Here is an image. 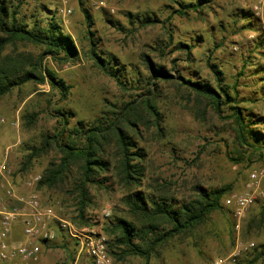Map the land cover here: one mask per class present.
<instances>
[{
  "label": "rangeland",
  "instance_id": "obj_1",
  "mask_svg": "<svg viewBox=\"0 0 264 264\" xmlns=\"http://www.w3.org/2000/svg\"><path fill=\"white\" fill-rule=\"evenodd\" d=\"M189 3L198 1L26 0L20 8L25 23L45 27L53 19L73 41L77 57L41 59L43 50L26 42L4 50L29 56L32 62L41 60L42 68L64 81L69 91L62 96L48 80L29 82L0 100V163L5 161L10 171L3 184H10L17 195L35 194L42 205L73 222L78 213L71 189L48 190L36 184L49 163H59L62 157L55 143L73 141L80 146L85 129L107 126L126 103L148 98L158 112L160 131L146 115L137 131L128 133L134 151L143 155L141 161L135 160L143 176L132 192L157 195L164 189L179 201L193 199L197 191L223 195L220 209L204 224L159 246L147 262L129 256L116 264H215L229 256L235 244L248 242L255 248L238 264H264V195L238 224L225 207L228 196L243 191L252 171L264 173V151L240 147L232 122L226 119L230 107H239L264 139V13L254 12L264 0H210L179 15L184 10L180 5ZM180 43L187 48L179 49ZM96 56L120 82L97 66ZM147 62L153 68L161 66L173 80L153 81ZM178 77L216 89L219 85L234 102L217 114L182 88ZM47 142L46 151L40 152ZM71 170L76 173L75 167ZM260 189L264 194V178ZM128 193L112 171L101 174L88 189L90 203L84 210L88 226L82 228L105 234L104 229L120 219L130 221ZM14 227L21 233L19 222ZM54 231L53 242L40 244L39 261L26 264H73V243ZM106 236L111 244L114 237Z\"/></svg>",
  "mask_w": 264,
  "mask_h": 264
},
{
  "label": "trees",
  "instance_id": "obj_2",
  "mask_svg": "<svg viewBox=\"0 0 264 264\" xmlns=\"http://www.w3.org/2000/svg\"><path fill=\"white\" fill-rule=\"evenodd\" d=\"M26 0H0V100L29 82L43 83L48 80L52 86L66 96L69 88L64 81L57 79L47 68H42L40 61L32 62L29 56L23 54H4L7 46H15L17 42H26L39 46L43 51L41 59L46 56L60 57L64 61H73L77 57L76 47L71 38L66 35L53 19L45 27L33 25L30 27L21 16L20 8ZM198 3L180 5L184 10L179 15H186L192 9L197 10L199 5L210 0H197ZM149 22V21H147ZM92 42V41H91ZM179 49H186V45L179 44ZM95 55V53H94ZM98 58L97 65L107 75L120 82V79L110 71L103 60ZM148 63V62H147ZM147 68L153 81L170 82L173 77L166 73L161 66L153 68L148 63ZM182 88L192 92L205 101L208 108L217 114L221 113L223 105L232 104L234 99L222 87L217 89L191 79L178 77ZM217 83L219 79L216 78ZM231 114L226 117L232 122L235 140L242 148L259 149L264 151V139L258 137L259 133L252 130V119L245 116L236 106L230 107ZM204 113H206L204 111ZM57 114L66 121L65 116L58 111ZM146 115L155 120L157 132L160 131V120L155 105L150 99L139 102L126 103L117 118L107 126L101 124L87 128L84 131V142L77 146L73 141L69 143H55L62 157L59 163H49L40 180L36 183L39 188L65 191L71 189L69 194L75 195L77 201V216L73 222L78 228L88 226L84 217V210L88 206V189L97 182V178L112 171L117 182L128 193L125 204L129 210L130 221L120 219L115 224L104 229L106 235H112L113 241L109 246L110 257L114 263L123 257L137 256L148 261L152 253L169 240L188 234L204 224L210 214L220 209V200L223 191H197L196 197L184 201L176 199L169 191L158 189L157 195H145L138 191L132 192L139 186L143 176L138 161L143 159L141 153L134 151L129 132L137 131V124ZM144 124V123H143ZM251 128V129H250ZM82 133V129H76ZM110 137V140H108ZM44 143L40 152L46 151ZM103 157H108L105 161ZM76 168L74 174L71 167ZM73 183L70 185V181ZM101 183V182H99ZM134 239L138 242L135 243ZM72 261L76 250L73 249Z\"/></svg>",
  "mask_w": 264,
  "mask_h": 264
},
{
  "label": "built area",
  "instance_id": "obj_3",
  "mask_svg": "<svg viewBox=\"0 0 264 264\" xmlns=\"http://www.w3.org/2000/svg\"><path fill=\"white\" fill-rule=\"evenodd\" d=\"M256 14L264 13V4L254 7ZM70 13V11H67ZM10 171L5 161L0 163V264L36 263L41 256V243L55 240L56 231L73 243L76 250L73 264H116L109 252L110 241L100 231L78 228L71 220L61 217L51 206H44L35 194L17 195L10 184H3ZM263 172L252 171L243 191L228 196L225 207L237 224L249 207L264 194L260 189ZM38 178L30 180L32 186ZM109 216V211L104 212ZM21 224L22 240L11 239L16 223ZM254 243L235 244L229 256L215 264H238L242 255L252 251Z\"/></svg>",
  "mask_w": 264,
  "mask_h": 264
},
{
  "label": "crops",
  "instance_id": "obj_4",
  "mask_svg": "<svg viewBox=\"0 0 264 264\" xmlns=\"http://www.w3.org/2000/svg\"><path fill=\"white\" fill-rule=\"evenodd\" d=\"M22 233V231H21ZM20 233V231H18L17 229H15V227L13 228V231H12V235H11V239L14 240V241H20L22 240V234Z\"/></svg>",
  "mask_w": 264,
  "mask_h": 264
}]
</instances>
